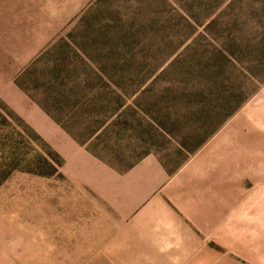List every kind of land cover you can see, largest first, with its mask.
<instances>
[{
    "label": "rangeland",
    "instance_id": "374dc122",
    "mask_svg": "<svg viewBox=\"0 0 264 264\" xmlns=\"http://www.w3.org/2000/svg\"><path fill=\"white\" fill-rule=\"evenodd\" d=\"M77 2L27 65L0 61V264H86L71 178L87 156L173 169L230 126L264 154V0Z\"/></svg>",
    "mask_w": 264,
    "mask_h": 264
},
{
    "label": "crops",
    "instance_id": "0c3cea01",
    "mask_svg": "<svg viewBox=\"0 0 264 264\" xmlns=\"http://www.w3.org/2000/svg\"><path fill=\"white\" fill-rule=\"evenodd\" d=\"M78 4L0 0V61L27 65L77 15ZM9 76L2 84L19 92ZM236 127L214 133L173 169L152 155L124 171L87 156L93 165L71 178L79 197L71 214V258L264 264V154L254 152L253 127Z\"/></svg>",
    "mask_w": 264,
    "mask_h": 264
},
{
    "label": "trees",
    "instance_id": "16d2710c",
    "mask_svg": "<svg viewBox=\"0 0 264 264\" xmlns=\"http://www.w3.org/2000/svg\"><path fill=\"white\" fill-rule=\"evenodd\" d=\"M255 79H256V78H255ZM242 101H243V100H242ZM242 101H240V102L242 103ZM241 103H240V104H241ZM240 104H239V105H240ZM239 105L236 106L231 112H232V113L235 112V110H237V108L239 107ZM231 112H230V113H231ZM47 114H48V113H47ZM48 115H49V114H48ZM229 115H231V114H229ZM49 116H50V115H49ZM51 118H52V120H54L56 123H58V121L56 120V118H55L54 116H51Z\"/></svg>",
    "mask_w": 264,
    "mask_h": 264
}]
</instances>
